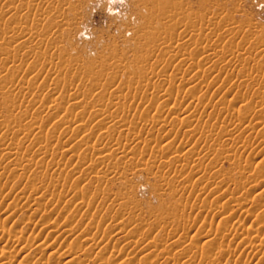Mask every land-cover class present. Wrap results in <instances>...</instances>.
I'll return each mask as SVG.
<instances>
[{"label": "rangeland", "instance_id": "1", "mask_svg": "<svg viewBox=\"0 0 264 264\" xmlns=\"http://www.w3.org/2000/svg\"><path fill=\"white\" fill-rule=\"evenodd\" d=\"M261 170L264 0H0L6 236L26 237L5 220L9 198L40 190V222L73 223L52 261L78 241L76 264H137L144 246L150 264H264V250L253 261L225 254L264 241ZM18 250L0 264H18Z\"/></svg>", "mask_w": 264, "mask_h": 264}, {"label": "bare ground", "instance_id": "2", "mask_svg": "<svg viewBox=\"0 0 264 264\" xmlns=\"http://www.w3.org/2000/svg\"><path fill=\"white\" fill-rule=\"evenodd\" d=\"M180 50L182 51L183 49L181 48ZM162 142H164V141H162ZM242 143H243V145L245 144L244 141H242ZM47 145H52V144H51V142H49V144H47ZM165 145H167V144H165ZM52 147H53V145H52ZM50 148L51 147H49L47 149L49 150ZM262 153H263V151H262V149H260V147L259 148H255L254 151H251L250 153H247L243 157V159H241V160H243L245 162V164H252V162L256 161V159H258V157ZM48 157H49V155H48ZM247 169H248V167H247ZM259 173L261 174V176L262 175L264 176V174H263L264 172L263 171L262 172H259ZM221 177H223V176H221ZM79 181H77V183H76L77 185L76 186L74 185V187H72V188L70 187L72 189L71 190L72 193H73V190H74V192H76V189L79 187L78 186V182ZM33 182H35V181L33 180ZM79 183H81V181ZM196 185H195V187H196ZM226 187H227V189L229 191H237V193L240 190L244 189V185L241 184V183L238 184V185H226ZM192 188H191L192 190L190 189L191 190V193L190 194H191L192 197L197 198V197H199V196L202 195V193H203L202 189L203 188H201L199 185L196 188H194V187H192ZM41 192L42 191H40V190H36L34 192L35 195L31 196L32 197V199L30 200L31 202L28 201L31 197L30 198H26V199L25 198L24 199H22V198L20 199V198H17V197H10L9 198V206H8V208H10L11 212L8 214V216L6 217L5 220L8 221V222H16V223L17 222L19 223L21 221L20 224L26 230L25 231L26 232V234H25L26 237H24V240H21L19 237L15 236V235H12V234H9L8 236H6V234H5V227H4V225L1 224L0 225V245H1L0 252L4 253V249L5 248H18L19 249L18 251L21 252V254H22V257L18 261V264H76L74 262L77 261L76 260V258H78L77 257V254L79 252H81V250H82V245L78 241H74V242L69 243L65 247L64 253H62L59 256H56V258H57L56 260L52 261L51 258H50L51 255L54 254V252H56L55 250L58 247V244L57 243L58 242H63L69 236V234L67 235V233L69 231L68 227L72 226L73 223H72V225H71V223L69 225L68 222H67V224H65V225L64 224H60V225H57V226H54V225L51 226V225H48L46 223L45 224L44 223L42 224L40 222L41 219L39 220L37 217H39L42 214L47 213V211H46V208L43 207L41 204H39V201H38V200L45 199V197H46L45 194H44V192H42V193ZM77 194L78 193H76V195ZM9 195H10V193H9ZM87 202L85 203V205H83L84 207H83V209H81L82 212L84 211L85 207L88 206V203ZM228 203L229 202L226 201V200L225 201L224 200H221V202L219 204L220 206L218 207V209L220 211L221 210H224L225 211L226 209H228L227 208L229 206ZM24 204H27V205L25 206ZM244 207H245V205L244 204H241L240 205V210L243 209ZM242 211H244V210H242ZM248 212H249V210H248ZM244 213H245V211L243 212V214ZM250 213L251 212L245 213L246 215L244 214V218L242 217V219H244L246 221L247 220L250 221V219L252 217L254 218L255 215L252 216V214L254 212L252 214H250ZM241 215H242V213H241ZM241 215L239 217H241ZM24 217H26V219ZM199 217L197 218L198 220L201 219V217H200V219H199ZM67 221H69V220H67ZM241 221L242 220H240L238 222H241ZM246 221H245V223H246ZM233 222H234V220H233ZM238 222L237 223H234L233 226L240 224ZM240 226H242V225H240ZM240 226H237V227H240ZM192 228H193V226H192ZM36 229L39 230V232L37 231L38 233L35 232ZM57 231H59L60 234H57L56 233ZM70 232H71V230H70ZM243 232H245V230H243ZM245 234H248L249 235V236L247 235L248 237H250V235H251V237H252L253 240L256 239V238H259L260 237L259 235L261 234V227H257V229L256 228L253 229V227H252L251 231H249L247 233L245 232ZM242 235H243V233H242ZM242 235H240L239 233L237 234V236H242ZM78 236L79 237H82V238L84 237V239H85V234L84 233L83 234L80 233ZM197 236H199V235H197ZM203 237L205 238V236H203ZM50 238H53V241L51 243L49 241ZM90 239H91L90 241L92 242V247H94V248H99V246L102 244V240L98 236H95L94 235ZM202 239H203L202 237H197L196 241L197 242H200ZM48 241H49V244H48ZM251 242H253V241H251ZM249 247H250V248H248V249H250L249 251L248 250L247 251H243L242 250V251L239 252V251H237V249L229 248L227 250V252L225 251L226 253L225 252L224 253L227 254V255H230V256L239 255L240 257H243V258L247 259L248 261L249 260L250 261H253L258 256V253H260L261 251L263 252V250H264V241L261 240L259 244H252L251 243V245H249ZM149 249L148 248L146 249L145 246H144V247L139 248L136 251V256H137L136 258L138 259V262H136L137 264H147L148 262L151 261V260H149V257H148V250ZM119 250H120V248H119ZM88 255H91V253L88 254ZM147 258H148L149 261H147ZM146 261H147V263H146ZM1 263L2 264H14L15 263V259L14 258H11V257H9V258H6L5 257V259L2 260ZM148 264H150V263H148ZM223 264H228V261H224Z\"/></svg>", "mask_w": 264, "mask_h": 264}]
</instances>
